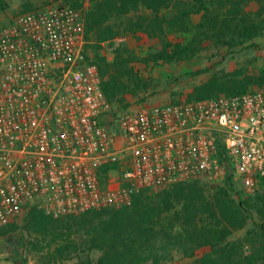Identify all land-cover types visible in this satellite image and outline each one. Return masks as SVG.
Listing matches in <instances>:
<instances>
[{
	"label": "built area",
	"instance_id": "obj_1",
	"mask_svg": "<svg viewBox=\"0 0 264 264\" xmlns=\"http://www.w3.org/2000/svg\"><path fill=\"white\" fill-rule=\"evenodd\" d=\"M84 26L68 4L0 25V229L30 204L60 219L228 172L255 192L264 180V89L126 112L111 132Z\"/></svg>",
	"mask_w": 264,
	"mask_h": 264
},
{
	"label": "trees",
	"instance_id": "obj_2",
	"mask_svg": "<svg viewBox=\"0 0 264 264\" xmlns=\"http://www.w3.org/2000/svg\"><path fill=\"white\" fill-rule=\"evenodd\" d=\"M89 2L91 8L84 17V35L86 40L90 33L94 34L98 49L101 42L116 34L102 28L111 19L127 17V30L132 36L137 33L149 38L161 36L162 41L164 34L177 32L185 37L183 44L166 42L161 51L140 59L143 63L190 60L201 50L205 40L231 46L264 32V0ZM253 5L255 10L251 11ZM0 6H4L2 0ZM195 16H199V22L191 26ZM119 55L117 52L111 64L97 56L95 62L90 60L98 68L101 88L109 103L129 90L122 80L132 76L128 69L130 63L126 61L114 70ZM263 86L264 73L255 78L240 72L222 78L212 76L195 86L187 98L189 101L206 100L219 93L235 95ZM106 170L108 167L103 169ZM259 184L264 187V180ZM226 185L211 194H206L198 181L160 188V193L152 195L145 189L136 193L127 206L87 211L66 216L62 221L32 207L26 228L34 235L51 236L45 264L62 263L77 253L86 256L73 264H162L172 258L174 251L188 259L189 264H264V192L236 202L231 195L230 177ZM252 213L262 219V224L258 226V246L253 245L250 253L245 254L244 243L229 241V238L246 226ZM15 231L16 226L9 225L0 229V236ZM91 251L100 253L96 261L88 256Z\"/></svg>",
	"mask_w": 264,
	"mask_h": 264
},
{
	"label": "rangeland",
	"instance_id": "obj_3",
	"mask_svg": "<svg viewBox=\"0 0 264 264\" xmlns=\"http://www.w3.org/2000/svg\"><path fill=\"white\" fill-rule=\"evenodd\" d=\"M182 1L186 3L191 0ZM2 2L4 6H0V25L19 14L37 11L49 5H73L82 11L84 17L91 8L89 0H2ZM250 10L254 11L255 6H251ZM127 19V17L111 19L102 26L103 29H110L116 34L101 42L100 49L95 47L97 42L92 33L88 35L84 45L87 58L93 62L96 61L97 56L111 64L118 52L120 60L114 68L115 71L123 61L130 63L128 69L132 72V76L130 79L122 80L129 90L121 93L114 102H108V109L101 117L102 124L111 132L116 129L118 119L126 112H136L154 105L189 101L187 96L192 89L205 83L212 76L222 78L240 72L241 75L255 78L264 73V32L249 41L234 42L231 46L220 45L214 40H205L201 50L190 60L170 64L153 61L143 63L139 62L140 59L149 58L150 55L161 51L166 42L172 45L183 44L186 39L177 32L164 34L162 41L161 36L149 38L141 33L132 36L127 30ZM199 19V16L192 18L191 26L197 24ZM262 89L264 86L253 87L249 91ZM220 94L223 93L218 95ZM228 177L231 179V195L236 202L245 197L254 196L257 192H264V187H260V184L254 193L248 192L231 172L217 181L201 180L198 182L206 194H211L217 188L225 186ZM147 191L150 195L161 192L158 188ZM32 207L42 211L36 204H30L22 210L20 215L4 226L8 228L9 225H15L16 231L0 236V264H45L47 246L51 236L34 235L27 230V215ZM249 217L246 226L229 238V241H242L245 254L250 253L253 245L258 246V226L262 224V219L257 214L252 213ZM60 219L62 221L65 218ZM171 255L172 258L164 260L162 264H189V260L179 253L174 251ZM85 256L86 254L77 253L72 259L57 264H73ZM88 256L96 261L100 253L91 251Z\"/></svg>",
	"mask_w": 264,
	"mask_h": 264
}]
</instances>
